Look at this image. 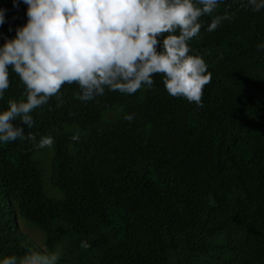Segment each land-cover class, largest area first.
Here are the masks:
<instances>
[{"label":"trees","instance_id":"trees-1","mask_svg":"<svg viewBox=\"0 0 264 264\" xmlns=\"http://www.w3.org/2000/svg\"><path fill=\"white\" fill-rule=\"evenodd\" d=\"M0 8L3 44L26 6ZM225 10L233 19L189 41L211 73L202 106L169 95L162 73L87 102L65 84L33 110L34 139L0 142V259L31 247L58 264H264V10L223 0L214 14ZM9 78L0 110L26 100Z\"/></svg>","mask_w":264,"mask_h":264},{"label":"clouds","instance_id":"clouds-1","mask_svg":"<svg viewBox=\"0 0 264 264\" xmlns=\"http://www.w3.org/2000/svg\"><path fill=\"white\" fill-rule=\"evenodd\" d=\"M20 3L26 6V22L0 44V99L10 87L11 69L26 100L9 99L6 110H0L3 143L34 139L25 135L34 123L33 110L59 98L65 84L78 85V99L87 102L106 90L131 95L142 85L151 88L153 74L162 73L169 95L202 106L211 73L203 57L192 54L189 41L235 15L214 14L223 0H12L14 8ZM245 7L259 12L264 0H245ZM5 12L0 8V25L6 23ZM257 48L264 50V42ZM124 119L131 121L134 114ZM53 143L47 135L37 146ZM80 246L89 244L81 240ZM59 259V251L29 247L23 256H5L0 264H58Z\"/></svg>","mask_w":264,"mask_h":264},{"label":"rangeland","instance_id":"rangeland-1","mask_svg":"<svg viewBox=\"0 0 264 264\" xmlns=\"http://www.w3.org/2000/svg\"><path fill=\"white\" fill-rule=\"evenodd\" d=\"M42 154H44V153H42ZM55 193V189L53 188H50V194L52 195V194H54Z\"/></svg>","mask_w":264,"mask_h":264}]
</instances>
